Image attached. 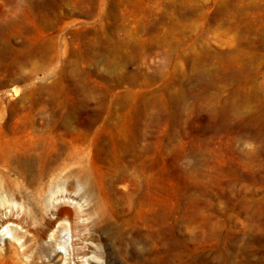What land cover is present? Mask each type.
Listing matches in <instances>:
<instances>
[{"label": "rangeland", "instance_id": "rangeland-1", "mask_svg": "<svg viewBox=\"0 0 264 264\" xmlns=\"http://www.w3.org/2000/svg\"><path fill=\"white\" fill-rule=\"evenodd\" d=\"M0 10V30L59 50L58 58L32 74L35 87L60 78L66 85L82 82L95 96L115 98L112 106L119 111L145 103L151 133L147 160L160 156L167 177L161 210L176 216L180 238L191 229L197 251L209 253V264H264V170L260 188L250 176L257 169L255 140L249 138L255 128L242 114L222 110L229 101L243 110H264V0H0ZM13 87L22 93L25 82L0 87L5 105L19 98ZM178 90L180 113L169 102ZM208 99L209 108L203 106ZM178 166L190 174H179ZM192 188L203 193L188 198ZM57 194L40 202L30 197L25 206L2 195L0 216L11 212L24 227L18 226L24 251L7 244L15 264L47 260L44 253L33 257V232L45 218H55ZM174 200L178 209L171 211ZM81 203L71 207L65 245L71 254L57 264H90L88 258L93 264H126L124 257L141 253V244L120 245L101 227L91 200ZM4 231L0 228V235ZM53 233L61 239L64 230L55 223L39 243L51 241L63 251ZM71 241L79 252L72 253Z\"/></svg>", "mask_w": 264, "mask_h": 264}, {"label": "bare ground", "instance_id": "bare-ground-1", "mask_svg": "<svg viewBox=\"0 0 264 264\" xmlns=\"http://www.w3.org/2000/svg\"><path fill=\"white\" fill-rule=\"evenodd\" d=\"M58 57L57 49L38 48L0 30V87L7 82H25L22 93L13 87V94L19 96L13 102L5 105L4 91L0 93V203L2 195L25 206L30 197H38L40 202L58 193L53 199L55 218L44 217L43 224L33 232V257L48 255L39 264H57L59 259L69 258L71 252L65 245L72 231L71 207L82 205L85 199L96 205V221L120 245H142L140 254L124 257L126 264H209V253L196 249L193 231L186 228L180 238L176 216H164L161 210L167 177L160 156L153 163L147 160L151 133L145 103L137 110L119 111L112 106L115 98L95 96L82 82L66 85L60 78L35 87L32 74ZM64 74L61 70L60 75ZM64 86H68V93L64 94ZM169 102L182 112L183 92H173ZM204 105L209 108V99ZM239 105L229 101L222 110L232 116L242 114L245 122L255 128L249 138L255 140L252 151L257 169L250 176L260 188L264 110L249 106L243 110ZM221 123L227 128L225 120ZM178 168L179 174H190L188 169ZM75 187L74 193L67 191ZM192 189L188 198L203 193ZM170 205L175 211L179 204L174 200ZM55 223L64 230L61 239L52 234L63 251L51 241L39 243ZM18 226L24 228L11 212L0 216V228L5 230L0 235V241H4L0 244V264H15L7 244L16 252L24 251V236ZM7 233L10 238L4 236ZM74 245L71 241L73 254L79 252Z\"/></svg>", "mask_w": 264, "mask_h": 264}]
</instances>
